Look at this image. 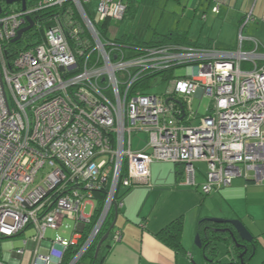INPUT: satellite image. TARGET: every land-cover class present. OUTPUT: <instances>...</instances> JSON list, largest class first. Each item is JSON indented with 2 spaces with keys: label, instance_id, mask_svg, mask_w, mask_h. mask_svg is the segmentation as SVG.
<instances>
[{
  "label": "built area",
  "instance_id": "built-area-1",
  "mask_svg": "<svg viewBox=\"0 0 264 264\" xmlns=\"http://www.w3.org/2000/svg\"><path fill=\"white\" fill-rule=\"evenodd\" d=\"M24 1L0 0L2 256L22 259L31 242L29 264H61L83 241L69 263L77 264L112 209L122 207L123 192L149 184L155 161L183 165L188 185H195L194 164L205 162L204 195L239 177L264 184V44L244 35L252 12L232 49L137 47L107 32L112 20L124 19L128 0ZM214 1L215 13L227 2ZM30 20L33 27L15 41ZM22 40L26 46H17ZM171 69V88L151 93ZM146 78V93L132 92ZM196 95L212 99L205 116L192 109ZM136 137L144 148H135ZM101 190L106 199L94 220L98 203L91 200ZM68 219L76 222L71 241L47 237ZM29 230L15 248L13 240ZM0 264L15 263L2 257Z\"/></svg>",
  "mask_w": 264,
  "mask_h": 264
},
{
  "label": "crops",
  "instance_id": "crops-1",
  "mask_svg": "<svg viewBox=\"0 0 264 264\" xmlns=\"http://www.w3.org/2000/svg\"><path fill=\"white\" fill-rule=\"evenodd\" d=\"M212 1L214 0H209L211 4ZM211 12L212 14L207 16L209 24L204 27L208 31L204 39L201 35L191 38L188 30L172 31L187 32L189 39L200 47L232 49L237 45L239 28L245 15L252 12L255 21L245 27L244 35L264 44V0H227L220 6L218 13ZM135 16L131 20H134ZM202 32L203 29L200 34ZM246 44L250 49L253 48L251 42ZM197 163L194 164L195 185L186 183L183 165H175L174 169L170 167L160 169L159 166L162 164L158 162L151 165L149 184L143 185L146 187L133 188L123 198L115 230L120 232V239L115 240L112 237L109 241L103 264H204V258L203 261L196 259V251L192 249L190 243V238L198 234L200 219L213 218L211 214L203 216L201 213L197 217L196 215L189 217V211L203 204L206 198L204 196L200 198L199 193L206 181L208 170L204 174L196 167ZM200 173L205 177L204 182L199 179ZM223 188L226 190L222 192L221 188L217 191H221L222 210L226 215L216 217L240 220L256 241L253 256L248 264H252L259 253L263 255V258L259 259V264H264V184L256 183L252 176L239 177L233 180L231 186ZM173 199L175 202H171ZM179 218L183 221L182 243L185 251L182 254L173 251L157 237L162 229ZM51 239L66 240L53 237ZM49 244L48 241L44 242L43 248H48ZM27 248L32 251L33 244L30 242ZM8 254L17 261L13 263L24 264L25 255L21 259L10 251ZM31 255L26 264H29ZM217 259L222 260L219 258V251Z\"/></svg>",
  "mask_w": 264,
  "mask_h": 264
},
{
  "label": "rangeland",
  "instance_id": "rangeland-1",
  "mask_svg": "<svg viewBox=\"0 0 264 264\" xmlns=\"http://www.w3.org/2000/svg\"><path fill=\"white\" fill-rule=\"evenodd\" d=\"M211 4L209 0H155L154 4L143 2L139 6L138 14L136 13L135 19L130 20L126 18L125 20H112L108 27V35L112 37L122 36L124 33L133 32L137 36L142 39L149 40L153 36L154 32L157 31L160 34H166L169 30H188L190 31L191 38L197 37L199 35L207 37L208 31L207 28H204L209 24L208 15H211L217 3L212 1ZM97 1H93L89 5L90 11L95 14L97 9ZM206 12V14H205ZM203 29L202 34L200 31ZM179 76L185 75V70H178ZM171 88L168 82L158 81V85H155L151 89V93H157L159 95L166 93ZM212 105V99L210 97L200 98V96L196 95L193 98V111L197 112L200 116H205L208 113L209 107ZM141 137H146L145 134H141ZM145 139V138H144ZM146 143L140 142L139 138H135V148H144ZM158 164H162L160 169L162 168H173L175 164L166 161H155ZM196 167L200 168V170L206 174L207 173V164L204 162H199L196 164ZM199 179L204 182L205 177L203 174H199ZM151 186V185H150ZM147 186V187H150ZM146 187L143 185L135 186L134 189ZM195 189L194 187H190ZM226 190L222 188V192ZM220 191V192H221ZM220 192H214L205 198V202L203 204H199L197 208L192 211H189V217L196 215L198 216L201 213L203 216L205 215H213V218H217L219 215H226V212L222 210V194ZM200 198H202L203 193L202 190L199 193ZM93 203H97L96 199L91 200ZM171 202H175V200H171ZM92 210L91 205L89 204L86 207V214H90ZM122 218V217H121ZM230 219V218H229ZM233 220V219H230ZM235 220V219H234ZM121 219L118 224L120 225ZM76 222L74 220L68 219L63 222V225L59 230L52 231L49 230L47 232L48 238H62L71 241L72 237L76 232ZM33 231L29 230L26 235H22L19 238L13 240V245L15 248L23 247V240L31 237L33 235ZM190 243L192 249L196 251L195 257L199 261H203V255L201 253V249L196 244V235L190 238ZM219 258L224 261H229L230 255L227 253V245L225 242H221L219 246ZM25 262L27 263L29 256L31 255V251L29 248H25ZM9 251L4 253V259L8 262H15L16 260L12 259ZM263 255L259 253L257 255V259L252 261V264H259V259H262ZM261 264V263H260Z\"/></svg>",
  "mask_w": 264,
  "mask_h": 264
},
{
  "label": "trees",
  "instance_id": "trees-1",
  "mask_svg": "<svg viewBox=\"0 0 264 264\" xmlns=\"http://www.w3.org/2000/svg\"><path fill=\"white\" fill-rule=\"evenodd\" d=\"M147 2L153 4L154 0H128V9L124 16L125 20L133 19L135 16L138 6L143 3ZM54 11H57L54 9ZM107 24H102V31ZM27 35H31L28 33ZM117 40L122 42L123 44L131 45V46H155V45H164V44H179V45H189V46H200L196 45L194 41L189 39L187 32L182 31H169L166 34H159L158 32H154L151 39L146 40L142 39L133 32L124 33L122 36H117ZM17 46H26L24 44V40L19 42ZM246 49H250L248 45H245ZM163 79L165 82H168L170 78L176 77L175 70L171 69L166 71L163 75ZM161 81V80H160ZM150 78L144 79L143 82L138 84L132 92L142 91L145 92L146 89L149 88ZM146 93V92H145ZM132 189H128L123 192L122 196H124L130 192ZM207 197L209 195H204ZM97 199V213L94 215V220L97 219L98 214L100 213L104 201L106 199V190H101L96 193ZM120 209L113 208L110 212L109 216L107 217L104 226L100 235L96 238V240L92 243V245L88 248L84 256L80 259L77 264H103L104 258L106 256V249L109 247V241L112 239L114 233L116 232V225L114 226V222L116 219V213H119ZM229 231L233 233V237L230 236ZM110 232L108 239L103 243L101 246L99 253L97 255V248L100 240L104 237V235ZM182 234H183V221L181 218L172 221L169 225H167L164 229H162L158 234L157 237L169 248L175 251L178 254L184 253L185 249L182 243ZM198 235L201 237L202 247L201 252L204 258V264H248L253 256L254 247H256V241L253 239L251 242H246L240 238L237 231L235 230L234 226L225 223L219 224L212 221V218H202L199 221L198 225ZM235 238L236 240L234 241ZM83 241L76 245H71L64 256L63 262L61 264H69L75 254L78 252L79 248L81 247ZM221 242H225L229 248L230 259L229 261H223L217 259L218 251H219V244ZM1 244V242H0ZM2 254L0 253V258H2Z\"/></svg>",
  "mask_w": 264,
  "mask_h": 264
},
{
  "label": "water",
  "instance_id": "water-1",
  "mask_svg": "<svg viewBox=\"0 0 264 264\" xmlns=\"http://www.w3.org/2000/svg\"><path fill=\"white\" fill-rule=\"evenodd\" d=\"M15 0H7L8 3H13ZM25 1L23 0V4ZM25 9V6L23 7ZM33 27V22L30 20V25L24 29H22L19 34L18 37L16 38L15 41L20 40V38L22 37V35L27 32L28 30H30ZM63 69V68H62ZM117 217H118V213H116V219L114 222V226L116 225L117 222ZM212 221L215 223H219V224H225V223H229L231 225L234 226L235 230L237 231L238 235L240 236V238L246 242H251L253 240L252 235L250 234V232L248 231V229L245 227V225L240 221V220H230V219H223V218H212ZM230 236L233 237V233L231 231H229ZM110 235V232H107L104 237L100 240L99 244H98V248H97V255L99 253V250L101 248V246L103 245V243L108 239ZM234 241L236 240L235 238H233ZM196 244L199 248L202 247V241H201V237L200 235L197 234L196 236ZM242 264H244V262L242 261Z\"/></svg>",
  "mask_w": 264,
  "mask_h": 264
}]
</instances>
